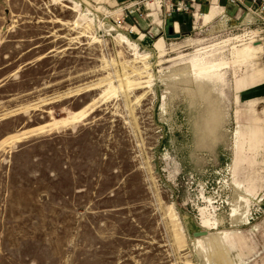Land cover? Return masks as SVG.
<instances>
[{"label": "rangeland", "instance_id": "rangeland-1", "mask_svg": "<svg viewBox=\"0 0 264 264\" xmlns=\"http://www.w3.org/2000/svg\"><path fill=\"white\" fill-rule=\"evenodd\" d=\"M140 1L0 0V264H264V20Z\"/></svg>", "mask_w": 264, "mask_h": 264}, {"label": "built area", "instance_id": "built-area-1", "mask_svg": "<svg viewBox=\"0 0 264 264\" xmlns=\"http://www.w3.org/2000/svg\"><path fill=\"white\" fill-rule=\"evenodd\" d=\"M128 3L125 8L130 15L143 16L141 10L142 1L140 0H123ZM148 3H145L148 6ZM217 5L222 10L227 6L237 7L235 18L240 19L244 13L248 17L264 20V0H167L166 18H174L177 14L191 15L194 20L203 18L205 14L203 7H212Z\"/></svg>", "mask_w": 264, "mask_h": 264}, {"label": "crops", "instance_id": "crops-1", "mask_svg": "<svg viewBox=\"0 0 264 264\" xmlns=\"http://www.w3.org/2000/svg\"><path fill=\"white\" fill-rule=\"evenodd\" d=\"M95 1L98 2V3H104V2H107L108 0H95ZM100 7H102V6H100ZM152 9H153V12L151 13V15L155 16L156 19H158L159 13H160V8L159 7H154ZM203 10H204L205 16L207 18L214 17L217 14H220L219 16L214 18L213 21H211L210 23H212V22H214L216 20H221L222 18H226V17L235 18L237 13H238L237 12L238 11L237 7H234V6H227L223 10L220 7H218L217 5H214L211 8L208 7V6H204ZM185 16L192 17L191 15H187V14H177V15H175V17L173 18L174 19L173 29L177 30V28H180V25H181L180 22H181V20L185 19L184 18ZM192 19H193V17H192ZM235 19H237V18H235Z\"/></svg>", "mask_w": 264, "mask_h": 264}, {"label": "bare ground", "instance_id": "bare-ground-1", "mask_svg": "<svg viewBox=\"0 0 264 264\" xmlns=\"http://www.w3.org/2000/svg\"><path fill=\"white\" fill-rule=\"evenodd\" d=\"M148 6L152 9L154 7H161V1L160 0H156V1H153V2H149L148 3ZM161 9V8H160ZM205 16V14L203 15V17Z\"/></svg>", "mask_w": 264, "mask_h": 264}, {"label": "water", "instance_id": "water-1", "mask_svg": "<svg viewBox=\"0 0 264 264\" xmlns=\"http://www.w3.org/2000/svg\"><path fill=\"white\" fill-rule=\"evenodd\" d=\"M170 31L173 32L174 30L171 28ZM173 36L180 37L181 34H180V33H176V34H174Z\"/></svg>", "mask_w": 264, "mask_h": 264}]
</instances>
